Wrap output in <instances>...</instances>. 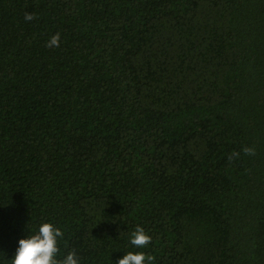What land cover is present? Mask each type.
Returning <instances> with one entry per match:
<instances>
[{
  "label": "trees",
  "instance_id": "obj_1",
  "mask_svg": "<svg viewBox=\"0 0 264 264\" xmlns=\"http://www.w3.org/2000/svg\"><path fill=\"white\" fill-rule=\"evenodd\" d=\"M43 223L80 264H264V0H0V264Z\"/></svg>",
  "mask_w": 264,
  "mask_h": 264
},
{
  "label": "clouds",
  "instance_id": "obj_2",
  "mask_svg": "<svg viewBox=\"0 0 264 264\" xmlns=\"http://www.w3.org/2000/svg\"><path fill=\"white\" fill-rule=\"evenodd\" d=\"M35 18L34 13L25 12L26 21H32ZM46 46L59 47L60 33L52 36ZM243 152L249 156L256 154L255 149L250 147H244ZM239 155L238 152H233L229 160L239 158ZM63 235L64 233L53 224H41L36 233L19 240V247L11 264H80L75 250L69 252L63 259L57 258L60 252L58 242ZM151 240V236L140 226H137L130 236V244L136 248L147 247ZM154 259L152 255H146L144 252H128L116 264H153Z\"/></svg>",
  "mask_w": 264,
  "mask_h": 264
}]
</instances>
